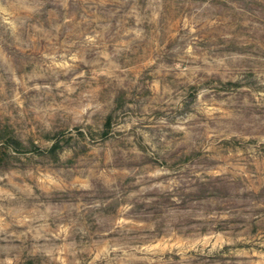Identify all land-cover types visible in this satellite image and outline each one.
<instances>
[{
    "label": "rangeland",
    "instance_id": "1",
    "mask_svg": "<svg viewBox=\"0 0 264 264\" xmlns=\"http://www.w3.org/2000/svg\"><path fill=\"white\" fill-rule=\"evenodd\" d=\"M9 139L0 264H264V0H0Z\"/></svg>",
    "mask_w": 264,
    "mask_h": 264
},
{
    "label": "trees",
    "instance_id": "2",
    "mask_svg": "<svg viewBox=\"0 0 264 264\" xmlns=\"http://www.w3.org/2000/svg\"><path fill=\"white\" fill-rule=\"evenodd\" d=\"M9 144L14 145V147H20V144L17 141L13 140V139H9L4 144H2L0 146V164L3 163V161L5 160L6 150L9 149ZM60 150H61V147L58 145L57 142H55L54 144H52L50 146V148L47 150V152L51 153V154H56V152L60 151Z\"/></svg>",
    "mask_w": 264,
    "mask_h": 264
}]
</instances>
